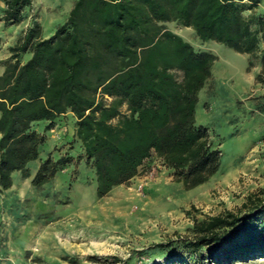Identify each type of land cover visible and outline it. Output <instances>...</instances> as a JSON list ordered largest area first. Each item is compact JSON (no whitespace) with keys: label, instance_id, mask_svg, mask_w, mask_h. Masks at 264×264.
<instances>
[{"label":"trees","instance_id":"trees-1","mask_svg":"<svg viewBox=\"0 0 264 264\" xmlns=\"http://www.w3.org/2000/svg\"><path fill=\"white\" fill-rule=\"evenodd\" d=\"M260 3L74 0L51 36L41 38L38 26L27 29L0 75V190H8L11 175L25 174L38 158L45 136L34 123L45 121L44 130L51 131L66 113L75 119L81 154L56 160L49 154L32 186L48 183L70 164L75 171L84 160L101 198L132 180L153 155L184 189L206 183L219 169L221 152L208 128L195 123V106L216 57L195 51L163 24L175 22L199 40L239 54H258L255 80L263 83L264 14L255 13ZM30 5L31 0H5L0 22L18 25ZM193 231L192 238L176 240L179 264L263 259L264 196H249L237 213L195 221Z\"/></svg>","mask_w":264,"mask_h":264},{"label":"rangeland","instance_id":"rangeland-1","mask_svg":"<svg viewBox=\"0 0 264 264\" xmlns=\"http://www.w3.org/2000/svg\"><path fill=\"white\" fill-rule=\"evenodd\" d=\"M73 2L31 0L18 25L0 22V71L27 29L38 26L40 35L51 36ZM255 13L264 14V0ZM163 26L195 51L216 57L195 106V123L208 128L221 152L216 174L201 190H186L153 155L157 162L151 175L143 171L138 180L98 198L94 171L82 160L75 171L70 164L34 187L31 180L49 154L54 160L81 154L75 120L59 117L52 131L44 130L45 121L34 123L33 129L45 136L38 158L27 164L25 174L11 175L8 190H0V264H179L176 240L192 238L195 221L237 213L249 196H264V82L255 80L259 55L203 42L175 22ZM232 264H264V258Z\"/></svg>","mask_w":264,"mask_h":264},{"label":"crops","instance_id":"crops-1","mask_svg":"<svg viewBox=\"0 0 264 264\" xmlns=\"http://www.w3.org/2000/svg\"><path fill=\"white\" fill-rule=\"evenodd\" d=\"M40 37H41V38H47V37L44 36V35H40ZM27 56L30 57V55H26V57H27ZM24 57H25V56H24ZM23 62H25V60H24ZM2 72H3V69L0 71V75L2 74ZM63 117H70V119L75 120V119L73 118V116H72L71 113H66L65 115L60 116V118H63ZM57 119H59V118H57ZM51 131H52V130H51ZM155 158H156L155 156H151V158H149V160H147L143 165H141V167L138 169V173H137V175L134 177V179H137V180H138L140 174H141L143 171L148 170V168H147L148 165H150V164L155 165L156 162H157V161L155 160ZM204 184H205V183H204ZM204 184L197 186L198 188L195 187V188L198 189L197 191L201 190L202 187H205V186H203ZM153 185H154V184H153ZM193 189H194V188H193ZM189 190H191V189H189Z\"/></svg>","mask_w":264,"mask_h":264},{"label":"built area","instance_id":"built-area-1","mask_svg":"<svg viewBox=\"0 0 264 264\" xmlns=\"http://www.w3.org/2000/svg\"><path fill=\"white\" fill-rule=\"evenodd\" d=\"M147 168H148V174L149 175H151L155 171V165H153V164L148 165ZM137 188L139 189L140 185H138Z\"/></svg>","mask_w":264,"mask_h":264}]
</instances>
